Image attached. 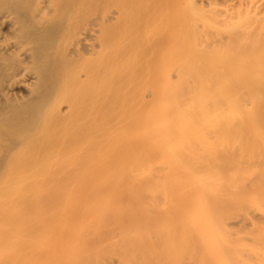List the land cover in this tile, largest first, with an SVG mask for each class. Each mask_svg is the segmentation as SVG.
Segmentation results:
<instances>
[{
    "label": "bare ground",
    "instance_id": "1",
    "mask_svg": "<svg viewBox=\"0 0 264 264\" xmlns=\"http://www.w3.org/2000/svg\"><path fill=\"white\" fill-rule=\"evenodd\" d=\"M0 264H264V0H0Z\"/></svg>",
    "mask_w": 264,
    "mask_h": 264
},
{
    "label": "rangeland",
    "instance_id": "2",
    "mask_svg": "<svg viewBox=\"0 0 264 264\" xmlns=\"http://www.w3.org/2000/svg\"><path fill=\"white\" fill-rule=\"evenodd\" d=\"M218 7H220V8H224V5H222V4H218Z\"/></svg>",
    "mask_w": 264,
    "mask_h": 264
}]
</instances>
